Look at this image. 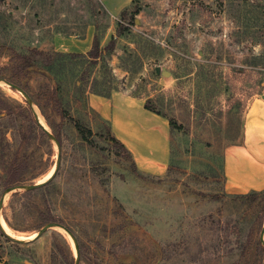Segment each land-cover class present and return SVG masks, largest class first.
<instances>
[{
  "label": "rangeland",
  "instance_id": "1",
  "mask_svg": "<svg viewBox=\"0 0 264 264\" xmlns=\"http://www.w3.org/2000/svg\"><path fill=\"white\" fill-rule=\"evenodd\" d=\"M85 1L98 4L95 20L104 47L115 36L119 12L99 0H0V46L24 53L29 47H49L56 31L76 35L94 21ZM140 6L137 23L97 65L67 59L49 78L28 76L25 92L43 128L52 133L37 108V94L58 85L70 115L92 130L97 148L81 142L73 126L48 106L49 121L59 125L58 169L40 194L5 196L0 226L14 238L30 240L43 226L36 230L37 212L48 206L74 235L79 264H264L252 247L261 201L251 206L237 199L264 190V185L252 189L239 183L264 180V164L247 153L245 143L249 130L264 129L250 123L254 102L264 112L259 101L264 100V0H140ZM5 63L1 57L0 68ZM156 68L169 76L156 74ZM86 77V86L75 88ZM106 82L113 87L108 97L118 93L114 97L122 102L140 100L182 126L167 134L166 162L145 167L146 176L136 165L154 156L147 154L135 165L136 154L132 160L116 155L105 124L86 109L93 93L81 90L92 85L105 92ZM0 97L28 107L2 82ZM27 128L0 109V143L9 157L26 158L25 184H35L54 171L57 147L40 127L22 141ZM249 231L253 236L247 239ZM246 242L251 247L244 251ZM18 246L1 240L0 262L73 264L75 259L73 242L60 229Z\"/></svg>",
  "mask_w": 264,
  "mask_h": 264
},
{
  "label": "trees",
  "instance_id": "2",
  "mask_svg": "<svg viewBox=\"0 0 264 264\" xmlns=\"http://www.w3.org/2000/svg\"><path fill=\"white\" fill-rule=\"evenodd\" d=\"M85 5L90 9L91 14L94 18H97L100 15V9L97 3L91 1H85ZM140 0H131L130 5L124 8L118 15V22L116 23V30L115 36H111L107 41L104 47L100 46L99 43V36H98V23L95 20V34L93 36L92 46L90 50L86 54H67V53H59L55 52L51 47L46 48H36V47H29L24 53H20L16 51L11 46H0V58L6 57L7 63L4 64L2 68H0V78L4 77L6 81L13 83L24 91L28 90L27 79L30 74H40L46 78L52 73V69L56 66L57 63L64 60L74 59V58H81L86 59L88 64L95 66L97 65L100 58L104 55H107L111 51H113L114 46L116 44V39L128 34L130 32V26L134 24L135 16L140 12ZM89 77L81 78V82L75 86V88L80 89L82 85L86 86ZM108 89L105 92H98L95 90V87L89 85L87 90H81L86 95L87 92L93 93L98 96L108 97L109 94L113 91V87L110 82H106ZM59 86L54 85L51 90L43 89L37 97L39 98L36 102L37 108L39 109L40 113L43 115L45 120L48 122L52 134L55 138L60 141V132H59V125L55 126V124L49 121L47 115L45 114V109L48 106H51L53 110L59 115L62 122L70 123L73 128L75 129L77 136L79 137L80 141L86 144L91 149H96L97 145L92 138V130L87 127L84 123H82L79 119L74 118L70 115L68 106H65L63 103L62 97L59 96ZM43 101V102H42ZM86 103V98L83 101ZM87 111H92L87 103H86ZM144 108L150 112L155 113L168 121L170 129H180L182 126L177 124L173 118H169L166 114L154 112V110L147 105L144 104ZM0 109L7 112L8 115H12L22 122L26 123L28 128L25 131H21L22 141H26L33 133L31 132L33 129H38L34 115L32 114L31 110L28 107H23L20 105H13L8 102L5 98L0 97ZM102 123L105 124L106 128V138L107 142L111 144L114 149L116 150V155L121 158H125L128 160H132V156L130 152L125 148V146L117 139L111 132V128L109 123L99 118ZM40 134L43 137H47L43 131L40 130ZM9 154L6 151V146L0 143V187L2 189H6L13 185L18 184H25L26 179L23 178L24 174L28 170V162L24 156H17L14 154L13 156L9 157ZM135 169V166H134ZM136 171L142 175L143 173L136 169ZM139 177H144L140 176ZM153 176V175H149ZM48 184V183H47ZM46 184V185H47ZM44 185L43 187L33 191V192H23L22 194H11V197L21 196V195H37L47 190L48 186ZM237 199L241 200L242 204L253 205L261 201L260 210L256 212V230L254 231V238L252 242V247H254V251L258 257H264V249L260 245L257 236L260 232L263 217H264V190L261 191H250L244 195L237 196ZM47 201H45V204ZM37 219H38V227L36 230L46 224V223H59L58 220L53 216L52 212L50 211L49 207L46 206L45 210L37 212ZM253 236V231H249L247 233V239ZM3 240L4 242L10 243L13 247H17L15 243H12L9 239H7L1 232H0V241ZM251 247L249 242H246L245 247L243 250L245 251L247 247ZM71 264V262H70ZM230 264H238V262H232Z\"/></svg>",
  "mask_w": 264,
  "mask_h": 264
},
{
  "label": "crops",
  "instance_id": "3",
  "mask_svg": "<svg viewBox=\"0 0 264 264\" xmlns=\"http://www.w3.org/2000/svg\"><path fill=\"white\" fill-rule=\"evenodd\" d=\"M103 4L108 5L113 12H121L130 5L131 0H99ZM70 4V2L68 1ZM94 21L95 18L93 17ZM94 21L88 22L86 26L76 35L64 34V31H56L51 35L49 47L55 52L67 54H86L93 41L95 34ZM118 93H112L110 97H102L89 94L87 98L88 107L98 114V116L106 120L111 128L112 134L117 138L125 148L134 157L135 165L138 159L144 156H154L150 161L136 165L139 171L145 173L156 165V161L164 164L165 158L169 157V143L167 134L171 130L168 121L156 114L150 113L144 108L143 102L140 100H130L122 102L120 98L114 97ZM118 96V95H117ZM262 101L264 104V100ZM258 106L253 103V114L250 117V123L253 126H261L264 128V112L263 115L257 110ZM149 130L152 132H146ZM263 140V142H257ZM247 145V153L254 157L259 164H264V129L249 130L245 136ZM151 146V147H149ZM149 150V151H148ZM260 152V153H259ZM238 172L243 170L238 169ZM260 170L254 169V173ZM148 174V173H146ZM263 179L247 178V180L239 181V183L249 188H258L264 185ZM263 190V189H262ZM255 191V190H254ZM261 191V190H259ZM0 264H33L29 262L1 263Z\"/></svg>",
  "mask_w": 264,
  "mask_h": 264
},
{
  "label": "water",
  "instance_id": "4",
  "mask_svg": "<svg viewBox=\"0 0 264 264\" xmlns=\"http://www.w3.org/2000/svg\"><path fill=\"white\" fill-rule=\"evenodd\" d=\"M134 22L137 23L136 20ZM155 71H156V74H161V76H163V77H168L169 76V72L161 71L160 68H156ZM0 82H2L3 84L9 86L12 90H15V91L19 92L25 98L29 109L31 110L32 114L34 115L35 122L40 127V129L43 131V133L49 139H51L54 142V144L56 145V147H57V160H56V163H55V169L51 173L49 178L47 180L43 181V182H39V183H35V184H18V185H13V186H10V187L4 189L3 193L1 195V198H0V205H1V203L3 201V198L5 196L11 195V194L17 193V192H31V191H35V190L43 187L44 185H46L47 183H49L53 179V177H54V175L56 173V170L58 169V166H59L60 145H59L58 140L53 136V134L50 133L45 128H43V126L39 122L37 114L33 110L32 100L29 97V95L22 88H20L19 86L15 85L13 83H10V82L2 79V78H0ZM50 229H60V230H63L64 232H66V234L69 236V238L71 239V241L73 242V245L75 247V259H74L73 264H79V254H78L76 239H75L74 235L67 228H65L61 224H58V223H46V224H44L37 231L35 236L32 239H30V240H23V239L14 238V237L10 236L9 234H7L3 230V228L0 226V232L7 239H9L12 243H15L17 245H23V244L32 242V241L36 240L37 238H39L40 236H42L47 230H50ZM258 241H259L260 245L262 246V248L264 249V217H263L262 226H261V229H260V232H259V235H258Z\"/></svg>",
  "mask_w": 264,
  "mask_h": 264
},
{
  "label": "bare ground",
  "instance_id": "5",
  "mask_svg": "<svg viewBox=\"0 0 264 264\" xmlns=\"http://www.w3.org/2000/svg\"><path fill=\"white\" fill-rule=\"evenodd\" d=\"M38 113V112H37ZM48 176V175H47ZM44 181V180H43Z\"/></svg>",
  "mask_w": 264,
  "mask_h": 264
}]
</instances>
